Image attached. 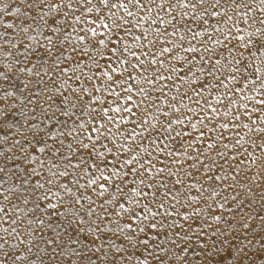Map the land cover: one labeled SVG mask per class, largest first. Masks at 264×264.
<instances>
[{
  "label": "snow or ice",
  "instance_id": "6c2138e0",
  "mask_svg": "<svg viewBox=\"0 0 264 264\" xmlns=\"http://www.w3.org/2000/svg\"><path fill=\"white\" fill-rule=\"evenodd\" d=\"M148 4L150 6L143 8L145 15L139 17L138 25H142L144 20L151 16L153 9L156 8L159 11L152 23L159 26L144 28L142 36L134 38L133 43L141 49L139 54L133 50L132 45L127 44L122 39L129 35L131 29L124 27V25L130 24L131 21L119 16L112 9H123L128 17L135 19L136 13L129 11V7L138 11L141 10V0H128L127 5L118 2L109 3V0H96V2L94 0H59L58 3L32 0V2L24 5L26 10L22 12V17L36 23V27L32 30L43 33L46 29L48 32V34L43 36L44 43L39 44L41 51L34 50L31 53V56L35 57L37 64L41 63V61L46 64L47 60L44 57H50L57 66L58 72L66 74L68 68L60 67V55H65V45L69 36L67 29H71L73 33L77 31L84 33L83 35L77 34L74 37L79 42L73 48V53L78 59L75 67L71 70L75 81H80L87 77L88 86L74 85L69 83V80H62L61 85L67 86L69 92L67 95H55L56 93H61V88H49L44 81V77L37 72L36 75L40 77L36 82L39 89L37 92H32V98L27 100V104L33 105L32 111L41 107L55 109L54 112L44 113V123L48 124L55 120L56 128H63L64 131L39 129L33 131L30 137H26L25 148L44 153L49 159L47 160V166H45L44 161H41L39 165L41 171H37L35 168L29 170L31 175L37 179L34 186L30 185L25 189L27 193L25 200L27 201L30 196H33L39 202L36 204L37 208L41 211L44 208L51 210L47 223L51 226V224L60 220L65 225L61 231L69 243L76 244L81 239L82 234L87 237V243L82 244L79 251L72 252L67 259L57 258L55 261H50V264H122V261H120L122 253H127L129 261L137 253L140 255L146 254L147 257L151 258V261L147 258L140 260L139 264H174L173 260L169 259L170 254L174 255L172 248L178 247L177 241L172 238L173 233L181 241H187L189 236H181V233L176 231L180 225L168 218L171 213L156 219L160 212H167L164 207L165 200L158 194V190L154 189L151 176L143 175L149 172V168L154 167L151 161L157 159L163 152L158 146L156 137L163 136L164 140L159 141V143H164V141L172 140L171 134L175 133L177 137H180L181 141L186 142L192 152L195 153V155L187 156V159L194 161L193 168L196 167V164L201 163V159H207L206 153L213 151V144L217 140H223V135L217 133L218 128L225 131H228L230 127L232 129L240 127L250 129L251 132L259 134V148L261 152H264V30L257 28L255 39L250 38L247 43L241 42L239 44L238 48L244 49V51H239L237 45L232 44L228 40V37L232 36L231 30L223 27L219 28V32L221 35L225 32L228 33L225 36V40L228 42H222L219 37L209 41L213 45H222L218 51L207 47L204 43L199 48L191 44L183 47L182 43L168 39L170 36H176L181 32L178 25L181 23L187 25L189 17L193 20H200L206 15L210 18H215L218 13H223L227 17L225 21L227 23L232 20V17L228 15V10H232L239 16L240 13L236 10L242 7L247 8V6L239 3L235 4V8H233L232 4H222L221 0H214L213 3H209V0H195V2L189 3H186L185 0H176V3H172L170 0H162L160 4H156L155 0H148ZM165 4H167V7H165ZM4 7L8 6L5 5ZM44 9H47V11H43ZM175 9H180V11H177L173 16L172 13ZM259 9L264 13V0H260ZM105 10L108 12V22L102 15ZM33 11L35 15H30ZM252 11V8H247V12L244 14L245 17ZM12 12L21 13V8L13 7ZM60 12H63L62 16L58 15ZM49 13L57 15L49 16ZM93 13H96V15H92ZM159 13L164 15L161 16ZM97 21L104 25L106 29L102 36H98L94 28L91 27ZM252 22L255 23V19ZM260 23L264 24V20H261ZM20 24L22 25L21 32L27 34L28 27L23 26L24 21L21 20ZM79 24H83L85 27L78 29L76 25ZM204 24L208 25L209 20L204 19ZM219 24L220 22L217 21L216 26H219ZM60 25H63V28ZM13 26L12 23L5 24V27L9 29L13 28ZM216 26L213 27L215 28ZM169 27L171 31H169ZM88 33H91L95 39H90L87 35ZM191 35L192 38H195L203 35V32H194ZM249 35L251 36L252 34ZM5 36H8L7 32L0 33V37ZM15 38L16 43H13L12 38L5 39L3 42L10 45L11 48H17L19 44L18 33ZM26 38L30 41L34 39V37L27 35ZM184 38V35L180 36L181 41ZM235 39L242 41L243 38L235 37ZM22 46L25 49L28 48L27 44ZM177 48H183L186 54H191V58L189 59L187 55L179 56L176 54L174 49ZM251 49H257L259 56H257L256 51ZM145 50L151 55L150 60L145 57ZM57 52L60 55H54ZM153 52L155 53L154 55L152 54ZM201 52L203 55H200ZM225 52L228 54L227 58L224 55ZM125 53L127 54L126 56ZM165 53L168 54L167 61L164 59L158 61L157 57H162ZM245 53H247V59ZM9 54L5 53V55ZM113 57L117 61L116 67H112ZM27 59V57L21 56L13 61V65H5V72H0V77L4 81L2 86L5 88V97L13 95L11 89L15 88L13 81L17 78V74L32 71L31 68L20 67V64L26 62ZM65 59L67 60L68 57L65 56ZM85 59L87 60V65L84 64ZM173 61H176V63H173ZM180 61L183 62L180 63ZM105 64L111 68L113 73L119 72V77H114L108 71H103L102 68ZM121 65L125 67L121 69ZM13 66H15V72L12 71ZM82 66H84L85 70L78 71V69H82ZM129 68L131 71H129ZM95 69L101 70L94 71ZM137 69L140 70L139 74H136ZM44 72L48 77L53 75V72L47 68L44 69ZM117 79H119L121 84H127L128 81H136L135 91L141 97L140 100L134 101L132 95L133 87H126L122 90L120 96L130 103L122 109H112L113 112L122 110L123 113H126V115L122 116L126 123L129 122V117L132 118L130 123L133 127L127 137L133 142L132 144L117 142L116 138L118 136L123 137L125 133L120 132L118 128L113 131L112 127H105L101 123L107 118L108 124L115 126L107 115L108 107L114 102L112 97L119 99L120 96L115 91H111L110 97L105 98L107 100L105 104L98 93L102 89L105 91L111 89ZM21 83L24 84V88L30 89V81H21ZM142 84L148 87H143L141 86ZM249 85H251V88L248 90L256 93L258 97L250 110L246 101L253 98L247 95H240L245 92ZM165 89L169 93H173L172 99L175 103L166 102L164 99ZM23 90L20 89L21 92ZM44 93L53 94L45 95ZM237 95H239V101L233 99ZM209 96L217 101L219 108L224 109L223 113L208 102ZM222 98L228 99L226 108ZM91 101H100V103L95 107H90ZM153 101H155V104ZM184 101H188V103L185 104ZM165 104H167V110L164 108ZM61 105L65 107H60ZM9 107L14 108L15 105L13 104ZM233 107H236L237 111L233 112ZM180 108L186 109V112H180L177 116L176 112ZM207 109H211V112L207 111ZM257 111H259V121L255 118ZM78 113L88 115L93 123L101 125L100 128L89 127L84 121H81L78 125L70 123ZM197 113L200 114L197 119H193L189 115ZM20 114L23 115V112ZM11 115L15 116L16 113L12 112ZM221 115L224 117L230 116L233 123L230 125L226 119L221 120ZM60 116L65 117L66 120L61 121L58 118ZM0 117H3L7 122L8 112L0 110ZM245 119L250 123H244ZM185 121L188 122L187 128L177 129L173 127V125H180ZM25 122L27 123V118H25ZM198 124L203 125V129L198 128ZM250 125H255V127H250ZM7 127L9 125L5 123V128ZM27 128L30 130L35 129V125L27 123ZM205 131L212 133L213 136L204 139ZM88 133H95L96 135L92 136L88 135ZM138 138L140 143L137 144ZM185 138L187 139L185 140ZM242 139L243 137H241ZM241 140H237L236 143L240 144ZM101 141H105V143L101 144ZM201 141L205 145L203 151L193 147ZM13 143L19 144V141L13 140ZM253 144L255 145V141H253ZM148 145L153 146L151 152L148 151ZM223 146L230 147L228 144ZM101 148L103 150H100ZM165 148H167V155H187L185 152H174L168 145H165ZM141 152L146 153V155L141 156ZM216 154L220 155L218 151ZM251 155L249 153V156ZM197 157L201 159H197ZM32 158L36 159L35 156ZM134 161L135 166L133 167L131 165ZM170 163L175 165L181 162L172 160ZM211 163L215 166L214 161ZM253 163H255V160H253ZM202 167L205 171L209 170L208 164H202ZM125 168L127 170H124ZM93 169L95 170V175L90 174ZM138 170H140V178H137ZM167 170L170 175L175 177L174 186L181 185L183 187V181L179 176L172 172L171 169ZM156 171L157 173L163 172L165 168H158ZM180 171H183V168ZM42 173L44 174L43 176ZM129 174L133 177V183L144 185L146 189L145 191H140L132 187L130 190L136 193L137 196L151 197L152 202L156 203L157 212L151 211L149 204L145 203V213H150V215L145 214L141 219V213L137 210L139 208L138 201L130 200V203L135 205V207L125 209L124 205L117 199L118 196L123 197L126 195L122 186L129 183ZM85 178L86 183L84 182ZM208 179H211V177H208ZM216 179H220V177L216 176ZM23 183L28 185L29 181L24 180ZM46 185L49 187H46ZM160 186L164 187L163 184ZM53 187H58L61 191H53ZM110 188L112 189L111 192H109ZM106 193H108L107 198L105 197ZM171 193L172 189H166L162 196L166 198ZM179 195L180 190L177 189L176 195L172 197L173 200L179 202L177 199ZM212 195H216V193L213 191ZM93 196L96 199H93ZM49 197L56 199L57 202L52 203ZM188 199L194 201L197 197L191 196ZM97 200L102 202L98 204ZM110 203L117 204L126 213V218L121 221L122 228L120 224H117L116 229H109L113 234L117 230L123 232V229L131 228L133 221H137L135 228L132 229V231L136 232V235H132L131 232L124 235V240L135 246L133 251L128 253L127 249L116 247L112 259L109 258L108 252L103 251L104 248L111 244V240L108 241V244H104L100 239L106 235L104 229L107 228L108 218L112 215H119L115 209L109 210L105 207ZM41 204L44 205L43 208H41ZM85 204L88 205L86 211L90 217L96 213L95 217L89 221L87 233H85L82 221L76 223L79 220L77 206H79V211H85ZM192 211L198 215L200 209L193 208ZM184 218H188L187 212L184 213ZM211 218L213 220L220 219L217 215H213ZM35 222L38 224L45 223L43 220ZM112 223H115V221H112ZM92 225L96 226L92 227ZM57 227L60 226L57 225ZM188 227L191 231H195L192 225H188ZM243 227L247 229L249 225L244 223ZM166 228L169 231L166 232ZM15 231L16 229H13V232ZM73 231L76 232V239H73L71 235ZM53 232H55V237L46 235L33 236L30 234L27 241L20 240L19 244L13 242L9 245L8 241L0 243V264H37L36 261L27 258L32 252V247H36L34 244L36 239L42 241L39 251L44 252L48 248L51 249L52 255L55 256L59 249V257H64L65 252L61 247V232L56 231V229H53ZM200 235L203 236L204 233L200 232ZM261 239L264 240V237H261ZM98 240L100 241L99 244L97 243ZM158 240H164L165 243L171 241V244L166 248L161 243H157ZM225 243L227 244V241ZM25 244L31 245V247H26L17 253V248ZM89 244L91 247H89ZM113 247L115 246L113 245ZM201 247H206V244H202ZM140 249H143V252H140ZM183 251H188L187 247ZM98 252H103V255H98ZM224 254L226 259L223 264H264V243H261L258 248L244 252H241L240 249L233 251L231 246H227ZM196 255L199 254L196 253ZM227 257L232 259L229 260ZM205 259L206 264H221L220 260L212 261L207 257ZM39 264H43V261H40ZM196 264H200V262H196Z\"/></svg>",
  "mask_w": 264,
  "mask_h": 264
},
{
  "label": "rangeland",
  "instance_id": "374dc122",
  "mask_svg": "<svg viewBox=\"0 0 264 264\" xmlns=\"http://www.w3.org/2000/svg\"><path fill=\"white\" fill-rule=\"evenodd\" d=\"M28 2H32V0H0V33H8V36L0 37V72H5V65H13V61L17 58L23 56L27 57L26 62H22L20 67L31 68L32 71H25L23 73L17 74V78L13 81L15 84V88L11 89L13 95L5 97L4 92L5 88L2 86L4 81L3 78L0 77V110L8 112L7 122L3 117H0V243L4 241H8V244L11 245L13 242L19 244L20 240L27 241L28 236L31 234L33 236L38 235H46L55 237L56 231L61 232V240H62V249L65 252L64 257H59V249L55 256L52 255L51 249L46 248L44 252L39 251V247L42 245V241L36 239L34 244L36 247H32V252L28 255V259L34 260L39 264L40 261H43V264H50V261H55L57 258L67 259L71 256L72 252L79 251L82 247V244L87 243V237L82 234L81 239L77 241L76 244H71L64 237V233L61 229L65 226L60 220H57L54 224L49 226L48 218L51 215V210L44 208L41 211L36 207V204L39 203L35 197L30 196L27 201L25 200V196L27 193L25 189L30 185L34 186L36 177L32 176L30 173V169L35 168L37 171H41L39 165L41 161H44L45 166H47V160L49 157H46L44 153L39 151H35L31 148H25V144L27 143L26 137H30L33 131H37L39 129H55L57 131H64L63 128H56V121L53 120L48 124L44 123V113L45 112H54L55 109H45L41 107L40 109H36L32 111L33 105L27 104V100L31 99V93L37 92L39 86L37 85V80L40 79L39 76L36 75L37 72L40 73V76L44 77L45 83H47L49 88H61V93H56L55 95L64 94L67 95L69 89L67 86L61 85L62 80H69V83H73L74 85H84L88 86L87 77L80 81H75L73 78L72 68L75 67V63L77 61V56L73 53V48L78 45V41L75 40V35H83L84 33L77 31L73 33L71 29H67L69 32L68 41L65 45V55H60V53H54V55H60V67L68 68L66 74H60L57 70V66L53 63L50 57H44L47 60V63L37 64L35 57L31 56V53L35 51H41L39 49V44L44 43L43 36L48 34L47 30L43 33L34 32L32 29L36 27L35 22H31L28 19L22 17V12L25 11L24 5ZM45 3H58L59 0H44ZM96 2V0H94ZM118 2L128 4V0H109V3ZM162 0H155L156 4H160ZM172 3H176V0H170ZM186 3L195 2V0H185ZM214 0H209V3H213ZM260 0H221V3L232 4L233 8H235V4L243 3L247 6V8H252L253 11L247 14L245 17V13L247 12V8H239L236 11L240 13L239 16L236 15L232 10H228V15L232 17L231 21L227 20V17L224 16L223 13H218L217 17L210 18L209 16H205L200 20H193L191 17L188 18V24L185 25L183 23L179 24L181 32L176 36H170L168 39L174 40L177 43H182L183 47H187L189 44L199 48L202 43L206 44L207 47L212 48L214 50H219L222 45H213L209 41L219 39L227 43L225 40V36L228 35L225 32L223 35L220 34L219 28L223 27L231 30L232 36L228 37V40L231 41L232 44H236L237 48L241 42L247 43V41L256 38V29L260 28L264 30V24H261L260 21L264 20V13H262L259 9ZM7 5L8 7H4ZM145 6H150L148 4V0H141V10H137L135 8L129 7V11L136 13V18L128 17L123 9H112L113 12H117V14L121 17H124L126 20L131 21L130 24L124 25V27L130 28L131 31L127 37H123L122 39L129 45L133 46V50L139 52L141 49L138 48L137 45L133 43L134 38L137 36H142L144 28L158 27V24H153L152 20L156 18L158 14V9L154 8L151 16L146 18L142 25H138L139 17L144 16L145 12L143 8ZM207 6V5H206ZM13 7H20L21 13L12 12ZM167 7V4H165ZM43 11H47L44 9ZM177 11L180 9L173 10L172 15L174 16ZM190 11V10H189ZM43 14V13H41ZM163 16V13H159ZM30 15H35L33 11ZM57 15L55 13H49V16ZM58 15L62 16L63 12H60ZM92 15H96L93 13ZM102 15H104L106 22L108 12L105 10ZM204 19L209 20V24H204ZM253 19H255V23H253ZM24 21L23 26L28 27L27 34L21 32L22 25L20 21ZM219 21V26H216V22ZM6 23H12L13 28L9 29L5 27ZM213 26H216L215 28ZM63 28V25H60ZM76 27L83 28L85 25L79 24ZM94 28L98 36H102L106 32L104 25L100 24L97 21L96 24L91 25ZM207 29V31H205ZM169 31L171 28L169 27ZM194 32H203V35L192 38V33ZM19 34V44L17 48H11L10 45L5 44L3 41L8 38L13 39V43H16V35ZM249 34H252L251 36ZM27 36L34 37L33 40H28ZM90 39H95L92 37L91 33L87 34ZM184 35L185 38L183 41L180 40V36ZM235 37H242V41L240 39H235ZM27 44L28 48H23L22 45ZM121 50H123L121 48ZM239 51H244V49H239ZM256 51L257 56H259V51L257 49H251ZM174 52L179 56L187 55L188 58H191V54H186L183 51V48L174 49ZM5 53H10L9 55H5ZM155 54L154 52L152 53ZM127 54L125 53V56ZM200 55H203L201 52ZM227 58V52L224 53ZM65 56L68 59H65ZM145 57L148 60L151 59V55L149 52L145 50ZM168 54L165 53L162 57L158 56L157 60L164 59L167 61ZM245 57L247 59V53H245ZM183 61H180L182 63ZM176 63V61H173ZM84 64L87 65V60L85 59ZM117 66V61L115 57L112 60V67ZM90 67V66H89ZM123 69V65L120 66ZM47 68L49 71L53 72L51 77H48L44 69ZM85 70L84 66L82 69H78V71ZM101 69H95L94 71H100ZM103 71H108L110 75L114 77H119L120 73H113L111 68L105 64L102 68ZM12 71L15 72V66L12 67ZM129 71L131 69L129 68ZM140 70L137 69L136 74H139ZM166 74V73H165ZM72 78V79H70ZM106 80V78H104ZM127 79V77H125ZM24 82H31V87L24 88ZM136 81H128L127 84H121L119 79L116 80V83L112 85V88L108 91L101 90L98 95L101 96V100L106 104L107 100L105 98L110 97L111 91H115L118 96L122 93V90L126 87H133V98L134 101L140 100V95L135 91ZM143 87H148L147 85L142 84ZM243 87V85H241ZM251 85L245 89L244 93L240 95H247L253 99H249L246 101L249 110L251 106L255 103V99L258 98L256 93L249 91ZM20 89H24L23 92ZM42 91V89H40ZM45 95H51L53 93H44ZM158 95V94H155ZM173 93H169L167 89H165V97L167 103H175L172 99ZM89 99H91L89 97ZM114 102L108 107V117L111 118L113 125H109L107 122V118L104 121H101L105 125V127H112L113 131H116L118 128L120 132L125 133L123 137L118 136L117 142H123L127 144H132L133 142L129 140L127 137L130 134L133 125L130 123L131 117H129V122L126 123L122 116L126 115L123 111L113 112V108L122 109L124 106L128 105L130 102L125 101L122 96L119 99L112 97ZM225 108L228 106V99L222 98ZM233 99L239 101V95L234 96ZM208 102L215 108H218L221 113H223L224 109L219 108L217 101L213 100L210 96L208 97ZM100 101H91L90 107H95L99 104ZM155 104V101H153ZM185 104L188 101H184ZM203 103V102H202ZM15 105L14 108H10V105ZM65 107V106H60ZM165 110H167V104L164 105ZM151 111V110H148ZM207 111L211 112V109H207ZM233 112L237 111L236 107H233ZM12 112H15L16 115H11ZM23 112V115L20 113ZM180 112H186V109L180 108L176 115L178 116ZM193 119H197L199 117V113L197 114H189ZM25 118H27V123H32L35 125V129H28L27 123L25 122ZM61 121H65V117H58ZM255 118L259 121V111L255 114ZM221 120H227L231 125L233 123L231 117H224L221 115ZM81 121L87 123L89 127L100 128L99 123H93L90 117L86 114H77L76 117L70 123L79 124ZM5 123L9 125V127L5 128ZM187 121L180 125H173L174 128L184 129L187 128ZM244 123H250L247 119L244 120ZM19 125V126H18ZM250 127H255V125H250ZM198 128L203 129V125L198 124ZM139 131V130H138ZM217 133L223 135V140H217L213 144V151L207 152V159H201L197 157V159H201V163L196 164V167L193 168L192 165L194 161L187 159L188 155H195L192 152L191 148L188 147L187 143L181 141L180 137H177L175 133H172L173 139L170 141H164V143H159V141L164 140L163 136L156 137L158 146L163 150L160 156L157 159H153L151 163L154 167L149 168L148 173H144L143 175H150L153 179L154 189L158 190V194L165 200L164 207L167 209V212H160L156 219H160L161 216L167 215V213H171V216L168 217L170 220L176 221L177 225H180L176 231L181 233V236L188 235L189 239L187 241H181L179 237L175 236L173 233L172 238L177 241L178 247L172 248V253L170 254L169 259L173 260L174 264H196V262H200V264H206V259H211L212 261L220 260L221 264L226 259L224 250L225 247L231 246L233 251L236 249H240L241 252L249 251L254 248H258L261 243H264V240L261 237H264V152H261L259 148V134H255L250 131V129L245 128H237L232 129L229 128L228 131L223 129H217ZM239 133V135H237ZM51 134V133H50ZM88 135L95 136V133H88ZM213 136L212 133H208L205 131L204 139ZM241 137L243 139L241 140ZM187 138H185L186 140ZM215 139V137H213ZM13 140L19 141V144H14ZM241 140L240 144H237L236 141ZM255 141V145L253 144ZM87 142V141H85ZM105 143V141H101V144ZM136 143H140L139 138ZM228 144L230 147H224L223 145ZM165 145H168L173 149L174 152H185L187 155L185 156H174L167 155V148ZM111 147V145H109ZM193 147L199 148L203 151L205 145L203 141L194 145ZM153 146L148 145V151H152ZM100 150H103L102 148ZM139 151V149H137ZM219 152L220 155H217L216 152ZM249 153L252 155L249 156ZM141 156L146 155V153L141 152ZM155 155V153H153ZM35 156L36 159L32 157ZM178 160L181 163L171 164L170 161ZM255 160V163H253ZM212 161L215 162V166L212 165ZM225 161H227L225 163ZM142 163V161H141ZM202 164H208L209 170L205 171L202 167ZM117 166H119L117 164ZM131 166H135V161ZM147 167V166H145ZM165 168V171L157 173L156 169ZM183 168V171L180 169ZM167 169H171L172 172H175L179 178L183 181V187L181 185L174 186L175 177L170 175ZM124 170H127L125 168ZM91 175H95V170L90 171ZM44 174L42 173V176ZM216 176H219L220 179H216ZM211 177V179H208ZM137 178H140V170H138ZM24 180H28L29 184L26 185L23 183ZM129 183L127 185H123V192L126 194L123 197L118 196L117 199L121 204L124 205L125 209L134 208L135 205L130 203V200H135L139 202V208L137 209L141 213V219L143 215L150 213H145L144 204L148 203L151 211L157 212L158 209L156 207V203L152 202V198H145L143 196H137L136 193L132 192L130 189L132 187L137 188L140 191H145L144 185L133 183V177L129 174L128 177ZM43 182V181H42ZM86 183V178L84 179ZM163 184L164 187L160 185ZM46 187H49L46 185ZM166 189H172L171 195L164 198L162 196L163 192ZM180 190V195L177 198L179 202L173 200V196L176 195V190ZM53 191L60 192L61 190L58 187H53ZM43 191V190H41ZM112 189H109L111 192ZM213 191L216 195H212ZM108 193L105 194L107 198ZM191 196L197 197L196 200L190 201L188 198ZM93 199H96L93 196ZM49 200L52 203H56V199L49 197ZM102 201L97 200V203H101ZM174 205V206H173ZM222 205V207H221ZM44 205L41 204V208ZM88 205L85 204V211H79V206H77V215L79 216V220L76 223L83 222V227L85 229V233H87L89 227V221L92 220L96 213L93 216H89L87 214ZM109 210L115 209L119 215H112L108 218L107 228L104 229L106 235L102 236L100 239L104 244H108V241L111 240V244L108 245L107 248H104L103 251L108 252V256L110 259L113 258V254L116 251V247H122L128 250V253H131L134 249V245L128 243L124 240V235L131 232L132 235H136V232L132 231L135 228L136 222L133 221L132 227L128 229H123V232L117 230L115 234H113L109 229H116V225L120 224L121 228L123 227L121 221L126 218V213L119 208V206L115 203H110L106 205ZM193 208H199V214L193 213ZM188 213V218H184V213ZM213 215H217L220 217L219 220H213L211 217ZM202 218V219H201ZM43 220L45 223L38 224L35 221ZM15 221V223H13ZM115 221V223H112ZM198 221V222H197ZM31 222V223H30ZM247 223L249 227L245 229L243 224ZM59 225L60 227H57ZM188 225H192V228L195 231H191ZM96 225H92L95 227ZM103 227V225H101ZM13 229H16L13 232ZM6 230V231H5ZM165 231H169L167 228ZM200 232H203L204 235L201 236ZM214 233V234H213ZM73 239H76V232L73 231L71 233ZM95 239V238H94ZM166 239V238H165ZM227 241V244L225 243ZM99 244L100 241L98 240ZM157 243H161L166 248L170 246L171 241H167L165 243L164 240H158ZM202 244H206V247H201ZM113 245L115 247H113ZM26 247H31V245H20L17 248V253L19 251L24 250ZM89 247L91 245L89 244ZM103 247V245H101ZM187 247L188 251H183V249ZM140 252H143V249H140ZM198 253L199 255H196ZM98 255H103V252H98ZM178 257V259H177ZM74 258V257H73ZM149 259L146 254L132 256L131 261L128 260L127 253H122L120 256V261L122 264H139L140 260ZM95 259V257H93ZM227 259L231 260V257H227Z\"/></svg>",
  "mask_w": 264,
  "mask_h": 264
}]
</instances>
